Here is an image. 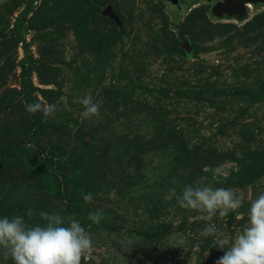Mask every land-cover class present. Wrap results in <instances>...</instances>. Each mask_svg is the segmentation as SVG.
<instances>
[{"label": "rangeland", "instance_id": "374dc122", "mask_svg": "<svg viewBox=\"0 0 264 264\" xmlns=\"http://www.w3.org/2000/svg\"><path fill=\"white\" fill-rule=\"evenodd\" d=\"M223 1L0 0V217L74 216L85 264H215L264 191V1L214 13ZM89 92L100 114L82 119ZM201 176L241 208L209 219L164 199Z\"/></svg>", "mask_w": 264, "mask_h": 264}, {"label": "clouds", "instance_id": "9594fccd", "mask_svg": "<svg viewBox=\"0 0 264 264\" xmlns=\"http://www.w3.org/2000/svg\"><path fill=\"white\" fill-rule=\"evenodd\" d=\"M79 103L84 109L82 119L99 116L102 102L94 101L90 92L81 97ZM24 107L30 114L42 113L45 117L56 111V105L39 101L25 102ZM206 180L205 176L199 177L179 194L173 187L164 199L175 197L180 208L206 213L209 219L217 213L225 217L241 208L243 198L235 191L211 187ZM83 199L91 202L92 193H87ZM28 215L31 217V210ZM40 216L43 225H29L20 215L0 217V252L4 259L10 257L13 264H81L82 259L87 261L94 250L93 239L78 219L57 212H41ZM88 219L99 224L103 213L99 210L90 212ZM216 232V226L209 224L200 234L208 237ZM215 245L223 253L215 264H264V191L250 203L247 226L234 237L217 238Z\"/></svg>", "mask_w": 264, "mask_h": 264}, {"label": "water", "instance_id": "95a60500", "mask_svg": "<svg viewBox=\"0 0 264 264\" xmlns=\"http://www.w3.org/2000/svg\"><path fill=\"white\" fill-rule=\"evenodd\" d=\"M171 2L173 4V10L177 9V3L179 0H165ZM253 1H264V0H224L223 2L217 3L213 7V12L216 14H221V12H225L226 14H236L238 11L243 14L245 11L244 5L248 2ZM107 13V12H105Z\"/></svg>", "mask_w": 264, "mask_h": 264}, {"label": "trees", "instance_id": "16d2710c", "mask_svg": "<svg viewBox=\"0 0 264 264\" xmlns=\"http://www.w3.org/2000/svg\"><path fill=\"white\" fill-rule=\"evenodd\" d=\"M22 75H23V76L26 75V68L23 69V71H22ZM35 124H36V123H35ZM81 264H85V263L83 262V260H82Z\"/></svg>", "mask_w": 264, "mask_h": 264}]
</instances>
